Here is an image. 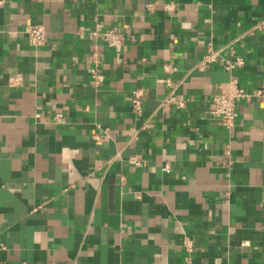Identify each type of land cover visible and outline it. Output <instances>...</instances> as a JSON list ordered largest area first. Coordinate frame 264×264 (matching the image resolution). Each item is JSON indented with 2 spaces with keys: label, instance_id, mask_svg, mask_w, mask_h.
<instances>
[{
  "label": "crops",
  "instance_id": "0c3cea01",
  "mask_svg": "<svg viewBox=\"0 0 264 264\" xmlns=\"http://www.w3.org/2000/svg\"><path fill=\"white\" fill-rule=\"evenodd\" d=\"M262 19L264 0H0V264H264ZM237 88L229 129L212 98Z\"/></svg>",
  "mask_w": 264,
  "mask_h": 264
},
{
  "label": "built area",
  "instance_id": "2783aa9c",
  "mask_svg": "<svg viewBox=\"0 0 264 264\" xmlns=\"http://www.w3.org/2000/svg\"><path fill=\"white\" fill-rule=\"evenodd\" d=\"M258 29L264 31V19H262L258 25ZM29 42L34 46H42L47 42L46 28L43 24L39 23H30L27 25L25 29ZM104 40L110 45L119 47L124 41L123 33L116 29H107L101 32ZM218 57V53L213 52L208 55V60H214ZM207 61V60H206ZM234 63H228L226 67L228 69H232L234 67ZM94 82L95 84H100L104 79L101 73L95 72L94 74ZM246 91L243 88H237L235 90L230 91L229 93H221L216 94L212 98V109L211 112L215 115L222 124L227 128H232L237 119L238 111L237 104L238 101L245 97ZM143 97L144 92L142 89H135L131 95V104L133 110L136 113H140L143 109ZM164 106L169 104V100L164 101ZM130 161L136 165H141L142 160L138 155H134L130 158Z\"/></svg>",
  "mask_w": 264,
  "mask_h": 264
}]
</instances>
